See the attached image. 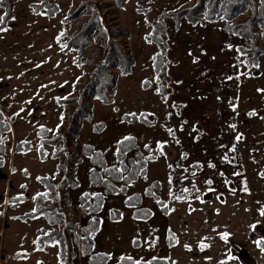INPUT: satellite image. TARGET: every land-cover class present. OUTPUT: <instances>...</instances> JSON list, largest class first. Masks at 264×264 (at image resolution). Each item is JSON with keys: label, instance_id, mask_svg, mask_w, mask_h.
Instances as JSON below:
<instances>
[{"label": "rangeland", "instance_id": "374dc122", "mask_svg": "<svg viewBox=\"0 0 264 264\" xmlns=\"http://www.w3.org/2000/svg\"><path fill=\"white\" fill-rule=\"evenodd\" d=\"M80 1L57 0L59 11L49 18L52 27L57 24L54 34L60 32V19ZM101 2L106 4L102 12L109 22L128 34L116 38L130 52L134 65L129 75L118 78L114 103L108 106L94 101L93 120L85 121L78 133L72 151L82 158L77 166L80 186L68 191L70 205L64 211L79 226L86 223L91 215L85 211L75 214L81 207V194L92 196L103 190L89 183L92 165L81 154V145H91L103 154L108 166L119 167L117 143L134 136L137 149L153 158L146 162L144 175L129 184L116 181L118 192L104 195L102 238L93 236V253L108 251L113 256H133L136 261L163 257L169 264H264V249L259 245L264 243V42L257 41L261 54L254 59L252 53L239 51L248 44L227 32L221 22L192 25L182 21L176 25L163 15L192 6L194 0H127L123 6L115 0ZM161 16L167 26L168 61L161 77L166 89L158 93L152 66L157 48L146 37ZM248 16L247 12L238 20ZM86 19L84 15L67 23L64 31L76 30ZM85 54L96 60L103 55L98 42ZM63 56L73 63L70 55ZM89 69L86 63L76 67V85L66 95H77ZM71 109L65 111L55 132L66 126ZM142 112L155 118V123L123 120L124 115ZM95 122H104L98 132L93 130ZM134 152H128L127 159L134 158ZM153 181L159 184L153 192L161 203L144 194ZM134 193L141 195L140 207L151 210L150 218L133 216L135 208L127 205L126 199ZM112 210H119L124 218L117 229L119 235L109 216ZM145 228L148 237L140 234ZM169 231L174 242L171 247ZM136 236L140 238L132 245L129 239ZM72 242L79 254L78 245ZM236 247L243 248L251 259L244 260ZM52 248L41 258L62 264L57 246ZM75 258L72 264L78 262ZM7 262L10 264L3 261Z\"/></svg>", "mask_w": 264, "mask_h": 264}, {"label": "trees", "instance_id": "16d2710c", "mask_svg": "<svg viewBox=\"0 0 264 264\" xmlns=\"http://www.w3.org/2000/svg\"><path fill=\"white\" fill-rule=\"evenodd\" d=\"M18 0H0L2 13L0 16V30L4 29L8 22L14 17V5ZM119 6L127 0H115ZM106 4L101 0H81L76 7L59 21L60 32L55 34L54 43L64 55H70L75 67L81 68L83 63L90 66L89 76L79 89L77 95H64L57 98V103L62 108L73 105L68 114V122L64 128L59 129L49 138L43 139V143L54 147L52 158L60 159L58 172L54 176L40 177L39 181L45 186L46 191L35 198V208L22 215L21 219L43 216L51 226L57 225L40 235L36 240L37 249H42L49 244H58L59 255L63 264H72L73 259L79 255H88L89 264H109V255L103 252L93 253V236L99 229L100 219L98 213L102 208L104 195H111L118 192L114 184L122 181L129 184L139 176L144 175L146 162L153 156L145 157L142 151L137 149L134 136H126L119 140L116 147V158L120 162L119 167L108 166L103 154L89 144L81 145V154L88 157L92 165L88 173L89 183L93 187L102 188V192L90 195L85 192L80 196L81 207L86 209V213L91 216L87 219L85 226L80 228L81 236L76 235L79 224L72 220L71 216L64 211L70 205L67 198L69 190H76L79 186L77 177V166L82 162V158L77 156L72 148L76 146L78 133L82 129L85 121L91 122L94 116V101H99L102 105H110L114 102L115 88L120 76H127L131 73L134 65L130 52L123 46L116 36L128 35L124 30L115 27L109 22L102 8ZM29 7L34 13L44 12L47 18H53L59 11L57 0H33ZM249 13L248 18L238 20V18ZM87 15V19L81 22L76 30L66 33L64 31L67 23ZM171 18L176 25L185 21L192 25L221 22L224 29L232 35L240 37L247 44L248 48H239L243 54L252 53L254 59L261 54V50L256 47L258 40L264 42V0H194L192 6L174 12L163 14ZM153 30L146 37L147 41L156 45V52L152 56V66L155 72L154 82L157 85L156 92H163L166 89L165 81L161 77L164 75L167 64L168 33L167 26L162 21V16L153 23ZM94 42H98L102 48L101 59H94L91 55H86L85 51ZM76 83L69 89L73 92ZM65 119L62 111L59 125ZM14 120L13 115L6 116L0 109V150L4 148L7 132L11 130ZM126 122H142L147 125L155 123V118L148 117L143 112L139 115H124ZM61 126V125H60ZM104 127V123H93V130L98 132ZM40 135H47L48 130L39 128ZM30 148L29 142L16 143L13 150L15 152L27 151ZM135 150L134 158L126 157L127 153ZM39 155L42 159L47 157V151L41 147ZM126 161V162H124ZM64 162V166L62 163ZM2 157L0 156V164ZM65 167V168H64ZM159 189L157 181H153L146 187L144 194L147 197L159 200L154 194V190ZM141 195L134 193L126 199V204L134 207L133 216L139 219L151 217V210L140 207ZM161 203V201H158ZM111 218L118 215L116 210H112ZM73 233V240L71 234ZM168 245H173L170 235ZM74 241L78 245V253L73 249ZM259 245L264 249V243ZM117 264H169L167 258L153 257L145 261H136L132 257H120Z\"/></svg>", "mask_w": 264, "mask_h": 264}, {"label": "crops", "instance_id": "0c3cea01", "mask_svg": "<svg viewBox=\"0 0 264 264\" xmlns=\"http://www.w3.org/2000/svg\"><path fill=\"white\" fill-rule=\"evenodd\" d=\"M32 1L18 0L14 5V17L0 30V109L6 116H14L4 148L0 150V264L5 260L10 264H50L41 257L54 246H57V258L63 264L58 244H49L39 250L36 247L37 238L55 227L49 225L42 215L20 218L35 208L36 196L46 191L39 178L54 176L58 172L60 159L51 157L54 147L43 143V139L56 133L61 125L62 111L65 115L68 107H73L71 104L62 108L57 98L66 95L77 78L75 65L66 60L54 43L57 24L52 27V20L44 12L34 13L29 7ZM1 13L0 8V16ZM39 128L47 129L48 134L40 135ZM19 142H29V150L15 152L13 148ZM41 147L47 151L45 159L39 155ZM101 211L95 239L102 238ZM116 211L115 219L109 216L115 233L119 235L117 229L124 218L119 210ZM146 230L140 234L148 237ZM137 237H130L132 245ZM134 249L139 247L134 246ZM102 252L109 255V264H117L120 257L129 256ZM75 260L78 262L74 264H89L88 255L77 256ZM140 260L143 261L137 259Z\"/></svg>", "mask_w": 264, "mask_h": 264}, {"label": "built area", "instance_id": "2783aa9c", "mask_svg": "<svg viewBox=\"0 0 264 264\" xmlns=\"http://www.w3.org/2000/svg\"><path fill=\"white\" fill-rule=\"evenodd\" d=\"M71 207H73L72 209L74 210L75 205L72 204ZM76 210H77V211H75V214H76L77 216H80V215H82V214H84V213L86 212V209L81 208L80 205L76 208ZM84 211H85V212H84ZM86 214H87V213H86ZM87 216L89 217L90 214H87ZM85 224H86V223H85L84 221H83L82 223H80L79 230L76 231V235L81 236L80 228L83 227V226H85ZM71 238H72V240H73V234H71ZM74 246H76L75 243H74Z\"/></svg>", "mask_w": 264, "mask_h": 264}, {"label": "water", "instance_id": "95a60500", "mask_svg": "<svg viewBox=\"0 0 264 264\" xmlns=\"http://www.w3.org/2000/svg\"><path fill=\"white\" fill-rule=\"evenodd\" d=\"M236 250H237L238 254H239L244 260H249V259H251V258L248 256V253H247L243 248H238V247H236Z\"/></svg>", "mask_w": 264, "mask_h": 264}]
</instances>
